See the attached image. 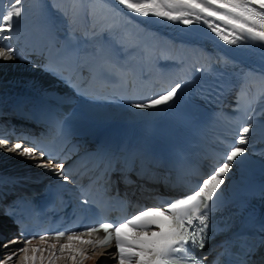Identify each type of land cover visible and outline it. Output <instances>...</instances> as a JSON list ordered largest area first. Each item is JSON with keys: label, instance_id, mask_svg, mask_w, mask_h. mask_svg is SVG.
Returning a JSON list of instances; mask_svg holds the SVG:
<instances>
[{"label": "bare ground", "instance_id": "6f19581e", "mask_svg": "<svg viewBox=\"0 0 264 264\" xmlns=\"http://www.w3.org/2000/svg\"><path fill=\"white\" fill-rule=\"evenodd\" d=\"M0 5L7 8L8 0H0ZM23 8L12 38L0 40V47L12 46L17 50V58L0 59V91L7 92L0 93V111L22 108L38 100L59 102L68 96L62 85L39 69V51L41 44L51 37L69 33L77 37L81 67L94 63L101 54H108L119 63L132 65L145 78V84L150 87L149 98L157 96L155 86L159 83L169 90L175 83L182 84L172 102L157 108L102 106L79 101L69 118L88 128L118 120L137 129L146 140L170 138L183 132L192 115L205 105L204 98L208 100L217 91L235 85L256 87L264 75L256 67L259 62L264 63V54L256 52L260 47L227 44L202 21L184 25L165 18H145L126 11L117 0H24ZM147 102L148 99L144 103ZM253 113V127L245 145L247 151L226 174L215 198L214 203L220 208L231 207L233 197L240 192L253 194L264 189V104H256ZM18 143L22 145L20 151L0 149L22 160L32 159L21 154L25 146L20 141H8L7 147ZM65 243L67 238L35 240L27 245L29 256L31 248L42 249L36 253L35 261L41 264V255L48 257L55 251L56 256H62L59 245ZM73 243L84 255L77 254L71 260L65 250L63 258L52 264H116L108 250L91 251L78 241ZM49 244H55L56 248H49ZM21 256L22 253L16 259L19 264Z\"/></svg>", "mask_w": 264, "mask_h": 264}, {"label": "snow or ice", "instance_id": "6c2138e0", "mask_svg": "<svg viewBox=\"0 0 264 264\" xmlns=\"http://www.w3.org/2000/svg\"><path fill=\"white\" fill-rule=\"evenodd\" d=\"M24 0H8V7L0 5V40L11 39V33L15 30V23L23 16ZM117 3L132 14L142 17L165 18L168 21H181L184 25H192L194 22H203L211 32L220 37L227 44H248L259 46L264 49V0H117ZM250 5L258 6L253 7ZM259 9V10H258ZM223 10V11H222ZM214 18V19H209ZM216 21L222 22L216 23ZM230 26V27H229ZM17 50L12 46L0 47V59L5 61L16 57ZM181 83H175L169 89H165L163 94L148 98V102H140L133 107L138 109H150L164 106L172 102L181 89ZM251 122L244 126L242 131L237 133L238 139L234 143L224 145L219 159L210 166L207 178H202V183L197 182L191 194L181 199L167 201V208L163 211L159 206H153L146 211H140L132 215L125 223H99L98 227H89V235L92 232L103 230L105 233L102 240L95 243L102 245L108 243L115 235V248L119 264H131L135 259V264H203L195 255L196 249H203L207 241L209 229V214L215 198L219 193L221 185L225 182L234 164L247 151L245 145L248 143V134L252 128ZM8 140H0V148H6L8 152H17L22 148L21 144L7 147ZM38 146L33 148L24 147L21 154L30 156L33 159L34 152ZM45 152L40 149V156ZM50 160L54 157H49ZM226 162L220 163V160ZM219 166H216V165ZM38 167L49 168L61 176L65 181L68 177L64 174V164L59 165L41 162ZM198 189V190H196ZM87 203V201H85ZM198 221V223H196ZM157 227L159 231L151 233L135 231ZM124 229H131L134 235H126ZM63 232L57 233V239L63 236ZM23 236V233H21ZM41 242H45V237H40ZM68 243L60 244L62 256L58 257L53 251L48 257L49 264L56 259L63 258L67 250L68 258L76 259V255L83 256L74 245V241L80 244H92L91 240H84L81 236L72 234L67 236ZM18 240H11L4 244L7 248L9 244L18 243ZM26 245H31V239L25 241ZM49 248L55 249V244H49ZM22 256L21 264H28L31 260L35 264L36 253L42 249L31 248L32 255L29 256V247L25 246L18 249ZM182 254V255H181ZM16 253H12L6 260H12ZM41 264L45 257H39ZM0 264H6L5 260H0Z\"/></svg>", "mask_w": 264, "mask_h": 264}, {"label": "rangeland", "instance_id": "374dc122", "mask_svg": "<svg viewBox=\"0 0 264 264\" xmlns=\"http://www.w3.org/2000/svg\"><path fill=\"white\" fill-rule=\"evenodd\" d=\"M204 26H206V25H204ZM199 27H201V25H199ZM211 33H213V32H211ZM214 34H215V33H214ZM255 47H258V48H259L258 45L255 46ZM260 48H261V47H260ZM260 48H259V49H260ZM261 50H262V51H261ZM258 51L260 52V54H264V49L261 48L260 50H257L256 52H258ZM259 52H258V53H259ZM261 63L264 64L263 62H261ZM2 92H5V93L7 94L6 90H1L0 93H2ZM15 92H16V91H15ZM2 153H4L3 150H2ZM5 153H6V152H5ZM4 257H5V254H4ZM0 258H2V257L0 256ZM17 261H18V260H16V262H17ZM7 264H9V263H7ZM12 264H15V262H13ZM17 264H19V262H17Z\"/></svg>", "mask_w": 264, "mask_h": 264}]
</instances>
